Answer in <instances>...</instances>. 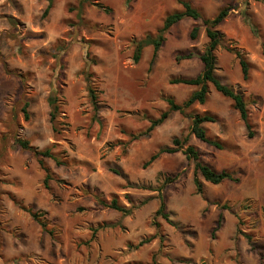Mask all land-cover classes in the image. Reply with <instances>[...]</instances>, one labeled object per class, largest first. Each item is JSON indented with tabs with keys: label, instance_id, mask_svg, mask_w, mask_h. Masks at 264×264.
Wrapping results in <instances>:
<instances>
[{
	"label": "rangeland",
	"instance_id": "374dc122",
	"mask_svg": "<svg viewBox=\"0 0 264 264\" xmlns=\"http://www.w3.org/2000/svg\"><path fill=\"white\" fill-rule=\"evenodd\" d=\"M188 1L207 17L232 7L219 30L226 44L245 52L250 75L243 80L237 58L223 46L215 50V75L243 95L253 137L232 101L210 84L203 104L171 111L149 134L131 140L167 109L166 97L181 103L195 89L171 78L202 70L197 55L182 57L202 52L207 42L201 21L192 18L171 26L152 62L151 45L133 61L134 42L154 35L168 13L182 8L178 0H51L45 17L48 0H6L0 7V264H264V0ZM194 25L200 27L192 40ZM55 88L57 136L46 101ZM205 111L217 117L204 125L222 149L194 135L188 143L203 162L239 181H203L197 192L193 163L181 151L142 167L159 147L188 133L190 113ZM16 137L38 149L54 144L51 150L66 162L44 159L52 172L49 189L37 158L14 144ZM8 194L45 210L55 240ZM160 194L171 223L155 215ZM112 196L131 212L98 203Z\"/></svg>",
	"mask_w": 264,
	"mask_h": 264
},
{
	"label": "trees",
	"instance_id": "16d2710c",
	"mask_svg": "<svg viewBox=\"0 0 264 264\" xmlns=\"http://www.w3.org/2000/svg\"><path fill=\"white\" fill-rule=\"evenodd\" d=\"M126 3H129L130 0H125ZM181 5V9L174 10L168 13L162 22V25L156 30L154 35L147 34L143 38H140L134 42V49L132 53V58L134 62L139 61L141 57L142 49L147 46H152V57L151 62L155 58L157 51L165 40V34L169 31L172 25L176 24L184 18H192L194 20H200V26L204 28V33L207 38L202 52L194 53L189 51L187 54H183V58H190L193 55H197L201 64L202 70L195 76L189 77H174L169 80L170 83H181L188 86H193L195 89L189 94V96L183 100L181 103H178L172 97H166L167 109L162 111L160 115L156 118L150 117L149 125L142 131L137 133L130 134L131 140H135L140 136L149 134L157 125H160L168 117L171 111H179L184 113L185 108H189L194 103L203 104L208 95L209 85L211 84L213 88L219 92L224 97L229 98L232 101V107L238 112L239 118L244 124V127L247 132L248 137L254 136V130L252 128V122L250 121L246 102L244 101L243 95L235 91L230 86L222 83L220 79L215 75V65H216V56L215 50L219 46H223L229 52L233 53L238 60V64L241 70L243 80L249 79V70L250 65L246 58L245 52L239 50L236 47L231 46L229 43H225L226 37L224 33L219 30L220 24L223 22L225 17L229 14L231 6H223L218 9L216 14L212 17H207L204 13L198 8L194 7L188 0H178ZM95 5L102 7L104 10H109L108 7H105L99 2H94ZM51 7V0H48V4L45 6L41 13V17H45ZM11 19H13L11 17ZM194 25L190 32L189 36L192 40L197 37L199 27ZM87 83V91L94 108L97 109V88L92 84V73L88 72L85 76ZM47 104L49 106L48 112V121L51 126V130L54 136H57L61 133V130L57 126V117L60 109L58 90L51 89L46 97ZM29 103L27 100L24 101L21 111L25 120L29 119V112L27 110ZM190 124L188 126V133L183 135L182 138L174 137L172 139V144L174 146H163L159 147L154 153H152L147 160L142 164L143 168L151 165L155 160H157L164 153H175L181 151L188 161L193 163L192 171V182L197 192H203L204 182L217 185L222 181L229 180L237 182L239 181L238 176L229 170H215L210 165L203 162L200 158L199 150L192 144L188 143L190 135H194L198 140L207 143L208 145L214 146L218 149H222L223 144L218 138H213L208 134V129L205 127L206 122H215L217 117L210 112H194L189 114ZM14 144L18 145L20 148L30 151L37 158L39 166L44 170L45 176L43 178V186L46 189H49V180L51 178V170L44 161L45 158H50L54 161L57 166L65 165L66 162L59 158L50 147L44 149H38L34 147L27 139L16 137L14 139ZM117 173L116 170H113ZM177 173L174 175H168L163 180V185L165 183L173 181L177 177ZM9 198L13 203L22 211L28 213V215L38 224L40 227L41 233L48 234L53 240H55L56 234L54 233L53 228L50 227V222L44 218L46 214L45 210L34 209L32 206L25 204L24 202L17 199L13 194H8ZM127 200L130 201L129 196H126ZM159 205L155 211V215H160L167 222L171 223L167 212L165 211V203L162 195H159ZM98 203L103 207L116 210L124 215L131 212V208L119 202L116 196H112L110 200L99 199ZM247 208L246 205L242 208ZM222 219V215H219L217 220V226L219 225ZM216 226V227H217ZM246 239L251 243V236L245 235ZM253 246V245H252Z\"/></svg>",
	"mask_w": 264,
	"mask_h": 264
},
{
	"label": "crops",
	"instance_id": "0c3cea01",
	"mask_svg": "<svg viewBox=\"0 0 264 264\" xmlns=\"http://www.w3.org/2000/svg\"><path fill=\"white\" fill-rule=\"evenodd\" d=\"M16 1H19V0H16ZM6 3V0H0V7L2 6V5H4ZM14 8H16V6L14 7ZM15 10V9H14ZM16 13V12H15ZM1 15V14H0ZM10 17H16V15L14 16V15H11ZM0 21H3V20H0Z\"/></svg>",
	"mask_w": 264,
	"mask_h": 264
}]
</instances>
